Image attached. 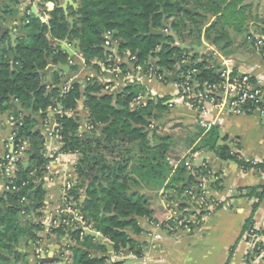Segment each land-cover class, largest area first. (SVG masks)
Listing matches in <instances>:
<instances>
[{
    "label": "trees",
    "instance_id": "obj_1",
    "mask_svg": "<svg viewBox=\"0 0 264 264\" xmlns=\"http://www.w3.org/2000/svg\"><path fill=\"white\" fill-rule=\"evenodd\" d=\"M20 1L8 0L0 7V111L10 112L16 120L14 152L26 143L23 157L29 165L18 164L0 199V264L26 263V255L19 250L21 244L36 245L38 233L43 230L40 219L46 190L42 179L51 159L46 156L45 139L37 129L35 117L47 120L51 108H62L56 120L63 153L82 156L78 167L80 181L66 196L68 207L83 217L87 227L110 240L116 252L129 249L137 254L140 245L128 230L140 235L138 218L152 220L154 214L143 189L164 191L165 201L176 203L183 210L203 197L201 181L206 180L208 171L204 169L198 178L193 176L185 166L190 156L173 171L168 161L169 140L161 138L158 143H152L148 128L159 119L157 113L168 110V99L153 98L133 107L140 97L133 93L136 87L129 85L115 96L103 93V88L94 81H89L83 92L74 84L62 94L63 72H52L46 84H42L41 72L47 69L48 60L56 66L69 64L68 55L52 46L49 39L77 42L87 64L106 61L108 49L116 42L121 54L135 57V68L147 74L153 68L165 76L173 72L180 84L191 74L189 83L196 81L198 90H202L222 82L220 67L210 64L211 58L178 45L172 34H148L152 28L162 31L170 28L181 35L180 29L188 28V23H191V37L197 35V38L204 31L210 38L214 32L229 27L243 31L249 0H78L77 9L69 7L73 27L59 7L62 0H41L55 5L49 21L42 22L32 13L23 18L14 47L11 32H2L6 19L18 15ZM211 18L215 20L211 22ZM108 34L112 41L106 38ZM82 96L93 129L81 137L79 120L67 112L77 107ZM14 103L20 104L22 110ZM220 142L219 129L212 127L195 151L208 150L223 161L236 162L244 171L255 169L264 173V162L245 160L228 144ZM3 162L4 159L0 160V165ZM190 189L194 200L192 196H184ZM247 197H256L253 215L245 228L252 244L248 263L259 260L258 264H264V231L254 226V215L264 200V187L249 190ZM31 214L36 218L23 222L22 217ZM202 217L203 214L198 215V219ZM52 233L68 235L76 242L70 248L71 264H106L105 257L92 255L93 250L104 252L106 248L86 232L62 225Z\"/></svg>",
    "mask_w": 264,
    "mask_h": 264
},
{
    "label": "crops",
    "instance_id": "obj_2",
    "mask_svg": "<svg viewBox=\"0 0 264 264\" xmlns=\"http://www.w3.org/2000/svg\"><path fill=\"white\" fill-rule=\"evenodd\" d=\"M63 2L64 0L61 4ZM246 3L250 7L243 31L237 32L229 27L218 33L214 32L210 38L204 31L199 38L191 37V46L184 47L211 58L210 64L220 68L227 67L236 74L248 75L264 87V60L253 49V39L248 38H254L260 31V25L264 21V0H249ZM76 4L78 6V1ZM17 8L18 15L6 19L4 24L3 34L11 32V37L21 33L23 18L34 14V11L42 22H48L55 5L41 0H21ZM214 20L215 18H211L210 21ZM59 42H66L70 48L74 44L67 40ZM112 48L108 49L106 61L87 64L78 49L77 54L68 56L69 64L57 65L69 66V71L61 75L62 94L74 84H78L83 92L88 82L94 81L103 88V93L115 96L121 94L127 86L133 85L135 90H140V97L133 107L153 98L168 99V110L157 113L159 119L155 123L162 130L168 127L177 129L178 136H175V132L163 133V137L171 143L169 164L174 161L180 165L183 159L190 156L188 160L193 166L200 168L201 172L207 170L203 195L216 201L219 207L190 230L182 228L172 232L164 225L168 211L164 191H153L157 197L156 204L150 205L154 212L153 219L138 218L142 229L140 235H134L128 230L140 245L139 253L129 249L116 252L114 244L98 233L96 242L106 249L104 252L93 250L92 255L105 257L106 264H249L252 244L247 239L245 228L253 215L256 197H247V194L253 188L264 187V173L255 169L244 171L236 162L223 161L208 150L195 149L206 133L212 127H217L221 144H228L234 153L245 160L264 162V116L258 111L232 114L227 105L209 115L210 121L217 117L220 121L206 128L201 125L195 110L178 101L179 88L173 72L166 75L164 82L155 80L141 69L135 68L129 53L121 54L118 49ZM74 66L77 70L73 71ZM50 75L44 79V84L50 79ZM61 109H49L47 120L35 117L37 129L45 139L46 156L51 159L42 179L46 190L45 206L41 211L43 218L40 219L43 230L38 233L39 242L36 245L28 242L21 244L19 250L26 255V263L17 264H71L70 248L76 242L68 235L59 236L50 231L52 220L67 206L68 191L80 181L78 167L82 156L80 153H63V143L57 134L56 116L62 113ZM67 114L79 120L78 136L88 135L93 129L89 123V113L84 107V96L77 107ZM12 118L10 112L0 111V160L4 159L8 148H12L17 126L16 120L12 122ZM27 163L29 164L28 161L24 162ZM6 187L7 180L0 170V199L4 197ZM254 224L256 230L264 231V200L254 215ZM258 262L259 260H255L253 264Z\"/></svg>",
    "mask_w": 264,
    "mask_h": 264
},
{
    "label": "built area",
    "instance_id": "obj_3",
    "mask_svg": "<svg viewBox=\"0 0 264 264\" xmlns=\"http://www.w3.org/2000/svg\"><path fill=\"white\" fill-rule=\"evenodd\" d=\"M106 38L112 41V37L109 34L106 35ZM252 39L253 49L264 60V21L260 25L258 35ZM130 61L134 63L135 57L131 56ZM150 71V77L161 82L165 81V75L158 74L153 68ZM219 73L223 78L222 82L219 85L205 86L202 90H198L199 85L196 81L193 84L189 83L191 74H188L185 82L181 84L177 83L179 88L178 101L197 112L202 126L210 128L216 125L220 121V118L217 117L213 121H210L209 115L223 109L227 105L232 114L241 115L258 111L264 116V87L258 81L244 74L232 76L233 71L227 67L220 68ZM14 121L15 119L12 118V122ZM26 146L27 144L23 143L16 152H14V144H12V148H8L4 162L0 165L1 173L7 180V184L14 178L18 164L24 162L23 151ZM170 165L173 171L179 166L174 161H170ZM185 166L192 171L193 176L197 177L201 174L200 168L193 166L189 160L185 161ZM204 181H201L203 194L205 192ZM184 196L193 197V191L190 189L185 192ZM195 202L196 205L192 204L183 210L179 208L178 204L167 202L166 208L168 211L164 220L165 227L172 232L182 228L190 230L191 227L200 224L205 216L210 215L219 207L218 203L208 198L206 194L200 199L195 200ZM62 214L66 215V217L62 218ZM200 214H203V217L198 219V215ZM62 225L68 226L72 230H81L83 232L87 230L93 231L86 226L83 217L77 211L71 210L68 205L52 220L50 231L52 232L54 228Z\"/></svg>",
    "mask_w": 264,
    "mask_h": 264
},
{
    "label": "water",
    "instance_id": "obj_4",
    "mask_svg": "<svg viewBox=\"0 0 264 264\" xmlns=\"http://www.w3.org/2000/svg\"><path fill=\"white\" fill-rule=\"evenodd\" d=\"M76 1L78 0H64L63 4H61L59 7L64 11V14L65 16L68 18V21L70 22L71 26H73L74 24V19L72 18H69V12H68V8L71 6L73 7L74 9H77L78 6L76 4ZM34 15L36 17H39L40 16L34 11L33 12ZM3 29H4V26H3ZM3 33V32H2ZM148 36H167V32L166 31H162V30H156V29H151L150 33L148 34ZM16 39H17V35H14L11 37V41H12V45L15 47L16 45ZM50 41V44L52 46H55V47H59L61 49L62 52H64L65 54H67L68 56L72 57L74 56L75 54H77L78 52V43L75 42L73 44V46L70 48L66 42H59L58 40H53V39H49ZM48 67L45 71L41 72V76H42V84H44V79L45 78H48L49 75L52 73V72H68L69 71V66H53L52 64V61L51 60H48ZM134 94L136 95H139L140 93V90H135L133 92ZM15 107L18 108L19 111L22 110L21 108V105L20 104H17V103H14ZM26 166H28L29 164H25ZM132 217L129 218V220H131ZM122 221H126V219H122ZM86 233L92 237H97L99 234L98 232L96 231H91V230H87ZM63 261V259H60ZM64 263V262H63ZM65 264V263H64Z\"/></svg>",
    "mask_w": 264,
    "mask_h": 264
},
{
    "label": "rangeland",
    "instance_id": "obj_5",
    "mask_svg": "<svg viewBox=\"0 0 264 264\" xmlns=\"http://www.w3.org/2000/svg\"><path fill=\"white\" fill-rule=\"evenodd\" d=\"M7 2H8V0H0V7H3L5 4H7ZM191 6H193V5L190 4V7H188V8L191 9ZM180 30H181L180 31L181 32V35H180V33L178 35L177 33L173 32L170 28L167 29L166 32H167V34L168 33L169 34H172L175 37V41H176V43L178 45H180V46H187V47L188 46H191V44H190V41H191V34H190V31H191V23H188V28L186 27L184 29L182 27ZM192 37H195L196 38L197 35H195V36L193 35ZM113 43H114V45H113L114 50H117L118 49V44L116 42H113ZM155 122L156 121H153L151 123L152 124L151 127L148 128V131H149V134H150V138H151L153 144L158 143L161 138H164L163 137L164 136L163 133L164 134H168V133L175 132L174 133L175 136H178L177 129H175V128L170 129L168 127V128H166V130L164 128L162 130L161 127H157L156 126V123ZM107 158L110 160V157H107ZM142 192L146 194L147 198L149 199L150 205L151 204H156L157 197L154 195L155 192H153L152 190H147V189H143ZM166 203H165V206H167ZM27 218L33 220V219H35V215L34 214H31L28 217H22L23 222H25Z\"/></svg>",
    "mask_w": 264,
    "mask_h": 264
}]
</instances>
